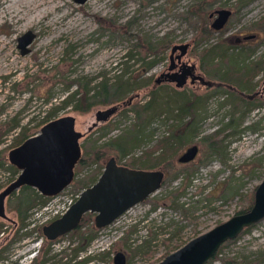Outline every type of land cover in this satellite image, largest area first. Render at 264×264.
I'll return each instance as SVG.
<instances>
[{"label": "rangeland", "instance_id": "obj_1", "mask_svg": "<svg viewBox=\"0 0 264 264\" xmlns=\"http://www.w3.org/2000/svg\"><path fill=\"white\" fill-rule=\"evenodd\" d=\"M10 1L0 0V39L7 40L11 54L19 63L22 60L26 63L12 73H0V154L7 160L5 166L0 167V190L18 173V170L13 173L6 167L12 164L7 154L15 146L13 142H18L20 132L19 126L7 129L13 119H18L19 125L26 126L28 132L34 134L39 131L44 118L75 116V128L82 132L79 138L81 157L87 159L77 170L75 166L74 177L65 187L66 194L75 195L82 188L76 185L78 180H84V185L92 182L101 170H98L99 165H104L110 155L122 162L132 156L143 160V154L155 148L158 139L170 132L171 125L174 129L176 124L189 117L187 112L180 110L174 89L198 95V109L187 131L188 139L177 150L173 164L165 170L162 184L99 230L76 257L70 249L75 243L74 235L55 240L50 244L52 258L49 264L65 261L76 264V260L88 255L90 260L82 264H98L100 261L113 264L112 257L118 250L124 251L126 264H154L193 236L250 203L251 193L264 176L262 69L251 77L253 86L249 91L245 84L240 86V90L246 92L261 87L262 96L253 106H235L231 99L228 101L230 96L224 92L226 90L215 85L191 84L189 80L182 87H176L174 82L158 84L155 98L151 100L152 109L146 110L145 119L139 126L141 139L137 144L123 157L108 146H104L105 154L101 158H97L94 152L105 142L131 129L137 117L128 101L138 99L139 103H145L150 99L153 79L170 63L173 43L189 41L182 59L194 62L197 71L212 81H218L219 74L228 70L230 65L250 64L263 59L264 0H86L83 3L57 0L59 7L55 11L42 15L30 13L21 18L17 17L15 6L9 7ZM201 1L206 5L201 13L210 22L213 20L208 16L211 11L225 7L231 10V14L221 29L212 28L197 40L194 35L201 22L192 10H196ZM52 15L63 19V23H73V19L79 18L83 32L75 35V29L71 28L60 30L57 36L52 35L53 26L58 25L47 23ZM28 29L35 32V36L28 44V52L21 53L17 37ZM248 34L254 37L244 39ZM236 37L243 40L238 41ZM218 39H222L225 54L219 52L214 58H204L203 48ZM156 42H167L168 46L158 54L145 55V45ZM129 50L134 55L124 63L121 57ZM102 56L98 65L92 64ZM117 64L118 70L114 68ZM212 68L215 70L211 72ZM119 75L130 85L145 82L148 77L151 80L135 89H127L115 101L93 104L87 111L74 109V103L62 105L70 91L83 90L85 81L91 94L102 88L101 81L113 80ZM96 98L103 97L99 94ZM110 105H118L117 110L107 120L97 121L95 111ZM211 133L219 139V152H210L209 140L203 139ZM192 143L198 145L197 154L188 162H180L178 156ZM146 163L149 161H144L143 165ZM13 195L6 198L8 217H0L6 223L0 233V248L8 243L15 228L12 223L16 213L7 207V200ZM37 207L32 208L26 219L27 227H33V230L29 236L4 248L0 264L31 263V254L41 238L37 226L42 223V217L37 214L40 209ZM103 253L105 259H99ZM248 262L264 264V218L241 231L234 240L222 246L217 257L204 264Z\"/></svg>", "mask_w": 264, "mask_h": 264}, {"label": "water", "instance_id": "obj_2", "mask_svg": "<svg viewBox=\"0 0 264 264\" xmlns=\"http://www.w3.org/2000/svg\"><path fill=\"white\" fill-rule=\"evenodd\" d=\"M83 3L86 0H74ZM231 10L220 8L209 12L213 17L214 29H221L227 22ZM35 36L31 29L17 37L21 53L29 50L28 44ZM245 35L244 38L252 37ZM190 42H177L170 46V63L160 71L155 82L161 79L174 82L176 87L193 82L200 77L196 64L182 60ZM174 58L179 63L177 68ZM204 82H206L204 80ZM116 109L115 105L98 108L95 119L106 120ZM82 132L75 128V116L66 114L48 120L39 131L20 144L12 147L7 158L18 170V174L0 190V217L7 218L6 198L22 185L35 187L45 196H53L69 185L74 176V166L81 156L79 138ZM198 152L197 143L188 145L178 156L180 162H188ZM164 179L160 169H144L118 164L111 156L95 182L84 187L76 200L59 217L43 225L47 238L66 233L73 229L86 211H95V224L107 225L133 204L144 200L155 191ZM264 218V176L254 190L251 207L236 212L227 219L193 236L185 243L167 253L154 264H204L227 239L235 238L245 227ZM113 264H126L124 251L114 253Z\"/></svg>", "mask_w": 264, "mask_h": 264}, {"label": "trees", "instance_id": "obj_3", "mask_svg": "<svg viewBox=\"0 0 264 264\" xmlns=\"http://www.w3.org/2000/svg\"><path fill=\"white\" fill-rule=\"evenodd\" d=\"M205 8H206V5L204 1H201L199 3V7L196 10H192L194 13L198 15V19L201 22L198 26H196L197 31H196V34L194 35V37L197 40L207 35L210 32V30H212V28L214 29V27L212 26V22L206 19L204 13L203 14L201 13L204 11ZM167 46H168L167 42L147 43V45H145V55H150L151 53L158 54L160 51H163ZM219 52L225 54L224 48L222 46V39H218L216 42L203 48L202 53H203L204 58L206 57L214 58V55ZM133 55H134V52L132 50L126 51L122 55L121 60H123V62L126 63L128 59L133 57ZM114 68L118 70L119 68L118 64ZM263 68H264V58L260 59L259 61H254L250 64L247 63V64H242V65H233V66L230 65L228 70L219 74L218 81H212L209 79L210 84L207 83L206 85L208 87L213 86V85L220 87V88L223 87L224 90H226L224 92H227V94H229L230 96L228 98V101L232 100L235 106L241 105V104H245L247 106L250 103L246 99V92L240 90V86L242 84H245L248 88L247 90L249 91L253 85L250 82L248 84L242 83V79L251 78L253 74L255 73V71L259 69H263ZM215 69L218 70L219 67H216ZM215 69L212 68L211 72ZM149 80H151V77H148L145 80V82L139 83L137 85H134L135 83L133 85H130L128 80L123 78L122 75H119L115 77L113 80H110V78L109 79L107 78L101 81L102 88L97 90L95 93L92 92L91 94H90V88L87 86V81H85L83 90L70 91L66 99L62 101V105L74 103V109L81 111V112L87 111L91 108L93 104H96L99 102L115 101L127 89L129 88L135 89L142 84L149 83L150 82ZM156 86H158V84H156L155 80L153 79L151 89L149 90L150 99H148V101L145 103H139L138 99H134V100L129 99L128 103H130L131 109L136 113V117H137L136 122L133 123V126L131 127L129 131L126 130L125 132L115 136L110 142L109 141L105 142L100 147H97V149L94 152L97 158H101L102 156H104L105 154L104 153L105 151H103L104 146H108L110 149L118 151L119 156L123 157L124 155L128 153V150L130 149V147L137 144L138 140L141 139L139 137V133H140L139 126H141L140 124H142V122L145 119L146 110L152 109L151 100L155 98ZM174 91L176 94H178L177 101L180 102L179 104L180 110L185 113L187 112L189 114V117L181 121V123L176 124L177 127L174 129H173V126L171 125L172 128L170 126V132L168 134L162 135L158 139L155 145V148L151 149V151L147 150V152L143 154L145 156L143 157V160L149 161V163H146L143 165L144 161L141 160V157L138 158L137 156L136 157L132 156L130 157V159L126 161L127 164L131 166H137V167L160 169L164 172V177L166 176L165 170L173 164L172 160L177 150L188 139L187 131L191 127L192 121L198 109V106L196 104L198 95L196 93H192L191 95H189V94L183 93V91H181L180 89H174ZM77 94L79 95L76 96ZM99 94L103 97L102 99L96 98V96H98ZM258 103L259 102L254 101L252 103V106ZM47 120H49V118H44L42 123L46 122ZM16 126L20 127V132L18 133V137H17L18 142L14 141L13 145H16L17 143L22 142L29 135H31V133L28 132V129L26 126L19 125L18 119H13L11 123L8 125L7 129H12ZM213 136L215 138L211 139L210 137H213ZM203 139L209 140L207 144H208L210 152L220 151L221 145L219 143V139L216 138L215 133H211L210 136L205 135ZM0 140H1V137H0ZM156 150H158V152L153 154V152H155ZM86 160H87L86 157H81L76 164V170L80 166H82L83 163H86ZM6 161L7 160H6L5 155L0 154V167L3 166ZM101 166H102V163L99 165L98 170L101 168ZM6 167L11 168L13 173H17L18 169L14 165L7 164ZM84 182H85L84 180L83 181L78 180L76 185L77 186L81 185L82 187L84 186ZM13 194H14L13 197L7 200V207L9 210H13L16 213V219H14L12 223V225L15 228H14L13 234L8 240V243L0 248V259L3 258V255L1 252L4 250L5 247L9 246V244L13 243L17 239L20 240L21 238H23L24 236H26L25 235L26 233L30 234L31 231L33 230V228L31 229V227L29 228L27 227V221H26L32 208H34L35 206L41 207L50 199V196H45L41 194L39 191H37L36 189H34L32 186H29V185H23L17 192ZM253 199H254V192H252L250 195V201H249L250 203L243 206L237 212H241V211H245L249 209L253 203ZM85 216L87 219L86 221H88L90 219V217H88L89 215L86 213ZM5 226H6L5 221L3 219H0V233L4 231ZM250 226L245 227L243 230L247 229ZM96 234H97V229L91 232H88V233H85L83 231H78V230L70 231L68 235H70L71 237L74 235L76 237L75 240L77 239L79 240V244L77 243L75 245H72L70 248L72 255L76 257L82 250L86 248L85 246L89 244L96 237ZM234 239L235 238L225 240L219 246V248L217 249V251L211 258L217 257L222 246H224L225 244L229 243L230 241ZM49 250H50V247H45V246L42 247V250L40 251L41 260L39 262L37 261V264H40L41 262H44L52 258V254L49 253ZM90 258H91L90 255L84 256L83 258L76 260V264L86 263L87 261L90 260ZM99 259H102V260L105 259L104 253L99 256ZM227 260L231 261L230 259H227ZM60 264H67V261L61 262ZM248 264H250V262H248Z\"/></svg>", "mask_w": 264, "mask_h": 264}, {"label": "bare ground", "instance_id": "obj_4", "mask_svg": "<svg viewBox=\"0 0 264 264\" xmlns=\"http://www.w3.org/2000/svg\"><path fill=\"white\" fill-rule=\"evenodd\" d=\"M16 7V15L17 17L21 18L26 14H37L42 15L49 11H55L57 7H59V3L57 0H11L9 7ZM26 17V16H25ZM17 18V19H18ZM79 18L73 19L72 22L63 23V19L59 20V17L52 15L48 20L47 23L55 25L58 23L57 26H53L52 35H56L60 30H70L71 28L75 29V35H80L83 32V28L80 27ZM79 26V27H78ZM6 39H0V73H12L19 68H22L23 65L26 63L25 60H22L20 63L18 62L17 58L11 54V48L7 46ZM87 50H91L90 48H86ZM105 56V55H104ZM103 60V56L95 59L92 64L98 65V62ZM25 66V65H24ZM1 75V74H0Z\"/></svg>", "mask_w": 264, "mask_h": 264}, {"label": "flooded vegetation", "instance_id": "obj_5", "mask_svg": "<svg viewBox=\"0 0 264 264\" xmlns=\"http://www.w3.org/2000/svg\"><path fill=\"white\" fill-rule=\"evenodd\" d=\"M212 17H214V16H212ZM252 37H254V35L252 36ZM251 37V38H252ZM244 38V37H243ZM244 39H247V38H244ZM236 40H243L242 38H240V37H236ZM170 59V58H169ZM174 60H175V64H176V67L175 68H177V66H178V62H177V59L176 58H174ZM183 60V59H182ZM164 70H166V69H164ZM264 69H262L261 71H263ZM196 71H197V69H196ZM197 72H199V71H197ZM200 73V72H199ZM155 79V78H154ZM187 80H189L190 81V77H188V79ZM204 80L206 81V82H204ZM250 80H251V78H246V79H242V83H249L250 82ZM165 82H172V81H168V80H166V79H161L160 80V82H156V84H162V83H165ZM264 82V81H263ZM190 83L191 84H196V83H198V84H210V80H208V79H206V78H204V75L203 74H201L200 73V77L199 78H197V79H195L193 82H191L190 81ZM246 92V91H245ZM259 96H262V94H261V87H259V88H257V89H253L251 92H246V99L249 101V103L250 104H252L254 101H256L258 98H259ZM116 106V109H115V111L117 110V108H118V105H115ZM114 111V112H115ZM113 112V113H114ZM58 117V116H57ZM55 118V117H54ZM109 118V117H108ZM107 118V119H108ZM52 119V118H51ZM106 119V120H107ZM50 120V119H49ZM48 121V120H47ZM46 121V122H47ZM46 122H43L42 123V125L44 124V123H46ZM41 125V126H42ZM38 132V131H37ZM36 132V133H37ZM35 134V133H34ZM31 135H33V134H31ZM31 135H29V136H31ZM28 136V137H29ZM21 143V142H20ZM19 143V144H20ZM18 145V144H17ZM16 146V145H15ZM81 146V145H80ZM14 147V146H13ZM111 156H113L114 158H115V160H116V162L118 163V164H123V165H126V166H129V167H137V166H131V165H129V164H127L126 162H122L121 160H118L117 158H116V156L115 155H110L106 160H105V162L111 157ZM80 158H81V156H80ZM79 158V159H80ZM78 162V161H77ZM77 164V163H76ZM76 164H75V166H76ZM104 165H105V163H104ZM104 165H102L101 166V170H100V172H99V174H98V176L100 175V173L102 172V170H103V168H104ZM75 166H74V174H75ZM138 168H144V169H156V168H146V167H138ZM18 172H19V170H18ZM18 174V173H17ZM74 177V176H73ZM98 178V177H97ZM97 178H95L92 182H90L89 184H86V185H84V186H82V188H80V190H79V192L81 191V189H83L84 187H86V186H89V185H91L93 182H95L96 181V179ZM23 186V185H22ZM21 186V187H22ZM30 186V185H29ZM20 187V188H21ZM19 188V189H20ZM18 189V190H19ZM65 188H63V190H64ZM63 190H61V191H63ZM60 191V192H61ZM15 192H17V191H15ZM79 192H77V193H75V195H76V197L73 199V201H72V203L76 200V198L78 197V195H79ZM14 193V192H13ZM72 194V193H71ZM51 197V196H50ZM88 214L89 216L88 217H90V219L88 220V221H86L87 219H86V216H85V214ZM95 215H96V212L95 211H86V212H84L83 214H82V216H81V218H80V220L77 222V224H76V226L73 228V229H71V230H69L68 232H66V233H63V234H60V235H58V236H56L55 238H52V239H50V238H47L46 236H45V234L43 233V225L44 224H47V223H49V222H51L52 220H54L55 218H57V217H59L60 215H57V216H54V217H52L51 219H49V220H47V221H44V222H42V223H40V225L39 226H37V228H38V230L40 231V234H41V237H42V243H41V245H40V247H39V249L37 250V252H36V254H35V256L30 260V264H37V261L39 262L41 259L39 258L40 256H39V253H40V251L42 250V247L43 246H45V247H50V244H52L55 240H59L60 238H62L64 235H68L69 234V232L70 231H72V230H75V231H83V232H85V233H88V232H91V231H93V230H96L97 229V232L99 231V230H101L105 225H103V226H97L96 224H95ZM33 227H31V229H32ZM1 233H3V232H1ZM26 236H29V234L28 233H26L25 234ZM25 237V236H24ZM93 241V240H92ZM79 244V240L77 239V240H75V243H74V245L75 244ZM73 245V244H72ZM88 245V244H87ZM86 245V246H87ZM83 258V257H82ZM79 260V259H78ZM49 261H50V259L49 260H46V261H44V262H41L40 264H49Z\"/></svg>", "mask_w": 264, "mask_h": 264}, {"label": "built area", "instance_id": "obj_6", "mask_svg": "<svg viewBox=\"0 0 264 264\" xmlns=\"http://www.w3.org/2000/svg\"><path fill=\"white\" fill-rule=\"evenodd\" d=\"M75 197L76 195L66 194L65 189L51 196L50 200H48L44 205L39 207L40 209L39 211H37V214L42 217L41 222L47 221L54 216L61 215L62 213H64L68 209V207L71 205ZM31 225H34V223H31ZM41 240H42V237L37 241L39 242L38 246L31 254L30 259L35 256L37 250L40 247ZM98 264H106V263H104V261H100L98 262Z\"/></svg>", "mask_w": 264, "mask_h": 264}]
</instances>
